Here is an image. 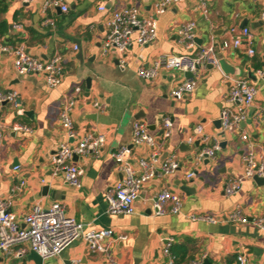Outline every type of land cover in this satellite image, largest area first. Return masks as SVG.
<instances>
[{
  "label": "crops",
  "instance_id": "obj_1",
  "mask_svg": "<svg viewBox=\"0 0 264 264\" xmlns=\"http://www.w3.org/2000/svg\"><path fill=\"white\" fill-rule=\"evenodd\" d=\"M156 1L66 0L69 11L63 12L60 8L43 11L42 0H0V41L22 43L42 60L58 53L65 68L62 84L51 88L43 73L19 74L14 57L0 50V88L19 95L17 103H0V196L10 197L11 210L20 218L37 203L48 206L58 201L83 224L84 231L111 228L116 233L106 241V252H92L80 237L60 255L44 259L43 264H69L75 260L80 264H168L170 256L164 247L169 237L173 238L171 251L178 246L186 252L182 264H200L206 258L211 264H242L238 260L241 255L244 264H264V231L252 222L254 217L264 216V183L244 178L239 192H225L229 179L243 176V154L248 144L241 140L242 131L250 135L254 152L264 155V76L258 74V70H264V0H206L207 12L196 0L171 5L158 16L156 39L147 45L133 41L126 55L127 65L121 68L118 51H102L109 19L125 5L138 7L144 15L152 14ZM100 4L106 8L100 10ZM48 17L55 25L45 24ZM189 20L197 22L193 48H187L178 34L179 26ZM246 20L254 34L251 47L255 54H248L246 44L223 49V42L236 36L231 28H240ZM16 24H22V29ZM211 41L236 73L225 71L221 65L201 67L194 91L182 99L174 98L171 90L185 81L187 72L162 70L153 79L137 73L139 66L150 64L162 53L196 52ZM238 78L249 79L258 92L248 118L237 130L223 131L220 113L233 107L228 97ZM76 86L82 88L72 114L77 129L80 133L106 135L99 155L89 153L74 159L83 170L80 187L71 185L63 173L55 172L52 163L61 142L77 141L68 137L59 117L65 94ZM96 101L106 104V109L98 110ZM165 118L172 121L168 136ZM137 119L147 124L155 138L161 153L157 168L171 155H176L180 165L169 174L159 170L144 183L135 213L110 214L106 194L124 176L112 153L122 145L130 146L128 161L139 172V159L153 150L145 143L133 144V123ZM14 123L29 126L32 131H14ZM199 125L208 137L206 142L195 134ZM216 143L215 157L207 165L199 161V151ZM191 172L194 175L189 177ZM23 180L25 187L17 189ZM183 186L190 187L189 191ZM163 188L182 197L179 214H155L153 199ZM237 207L248 222L208 223L189 217L190 213L204 212L221 219ZM117 235L127 238L117 239ZM17 248L11 254H0V264H37L29 258L31 250L19 257L15 254Z\"/></svg>",
  "mask_w": 264,
  "mask_h": 264
},
{
  "label": "built area",
  "instance_id": "obj_2",
  "mask_svg": "<svg viewBox=\"0 0 264 264\" xmlns=\"http://www.w3.org/2000/svg\"><path fill=\"white\" fill-rule=\"evenodd\" d=\"M31 2L33 0H23ZM187 0H157L154 5V12L149 15L141 13L140 9L134 5H125L116 9L108 21V32L102 43V51L106 54L115 50L121 54L118 58V65L125 68L127 65V52L133 41L139 45L152 43L158 32V16L165 13L167 9L174 4ZM207 12L206 0H196ZM50 8H60L63 12L69 11V5L66 0H42V9L46 11ZM104 4L99 5L100 10H104ZM45 24L55 25L52 18L48 17ZM17 29H22V24H16ZM231 31L236 34L232 41H224L222 48L231 46L237 48L246 44L248 54L254 55L255 49L251 47L254 34L250 27L233 26ZM180 39L187 48H193L197 38V22L189 20L182 23L178 28ZM0 50L7 52L14 57V65L19 74L43 73L46 83L51 88H57L62 84L65 74L62 56L58 53L48 60H42L33 56L26 46L22 43L17 45L4 44L0 41ZM218 49L216 44L211 41L208 44L201 45L196 52L183 54L162 53L158 55L150 64H144L138 67L137 73L144 79H153L159 75L162 70H179L191 72L185 81L171 90L174 98L182 99L192 93L197 85L201 67L215 66L219 67ZM260 76H264V70H258ZM82 92L80 86H76L72 92L65 94L64 102L61 107L59 117L69 138L76 142H61L52 156V163L55 172H61L65 175L67 181L75 186H81V176L83 170L76 164L74 157L93 153L99 155L106 142V135L101 132L85 131L80 133L73 119V110L76 106L78 95ZM258 92L257 86L249 79L238 78L232 86L228 101L233 105L231 108H225L220 113V121L223 131H235L240 123L248 118L249 108L253 105ZM18 93L16 91H3L0 88V103L11 101L17 103ZM94 106L101 111L106 109V104L96 101ZM172 121L165 118V136L170 134ZM14 131L25 130L32 131L31 127L14 123ZM195 134L201 135L203 141L208 137L203 134V129L199 125L195 129ZM3 124L0 122V141L2 139ZM241 140L248 144V150L243 154L244 172L243 176L231 178L226 182L225 192L232 195L239 192L243 187L244 178L254 179L255 176L264 177V155H257L254 152L250 141V135L247 132H241ZM193 141V137L189 139ZM148 144L152 147V152L148 157L139 159L142 170L135 171L129 161L128 154L131 151L130 146L122 145L112 153L113 157L119 163L120 170L124 173L121 180L110 188L106 194L107 211L114 215L133 214L136 211V201L140 197L144 183L151 179L159 170L164 174L173 173L178 167L179 162L176 155H171L161 161L160 168L156 163L159 161L160 151L156 148L155 138L150 133L148 126L140 119L133 123V144ZM214 147H204L199 151L197 158L199 161L215 157ZM15 169L19 165L14 166ZM194 172L189 173V177ZM25 180L21 181L17 189L25 187ZM15 189H12L14 193ZM183 199L175 191L169 188H163L153 199L154 212L162 215L167 212L179 214L182 211ZM193 221L208 223L218 222H242L249 221L240 207L235 208L227 215L218 219L204 212H193L189 214ZM252 222L264 231V216L254 217ZM116 233L111 228L83 230V224L70 216L66 207L54 201L45 206L37 203L32 210L23 217H19L11 210L10 197L0 196V254H11L13 249L18 246L15 254L19 257L26 255L29 250H34L42 258L48 259L60 255L63 250L73 243L76 239L84 238L92 252H106L109 247L106 241L115 237ZM126 235H117V239H126ZM28 242V245H24ZM173 238L169 237L166 241L164 252L170 256L168 264H175L176 256L171 251ZM238 260L244 264L243 255ZM69 264H80L75 260ZM199 264V263H193Z\"/></svg>",
  "mask_w": 264,
  "mask_h": 264
},
{
  "label": "water",
  "instance_id": "obj_3",
  "mask_svg": "<svg viewBox=\"0 0 264 264\" xmlns=\"http://www.w3.org/2000/svg\"><path fill=\"white\" fill-rule=\"evenodd\" d=\"M247 25V20L244 21V23L241 25V27H244ZM218 56V60H219V63L221 65V67L227 71V72H231V73H236L235 71V67L229 62L227 61L226 59H224L221 55V53L219 52L217 54ZM187 75L188 76H191L192 73L191 72H187ZM88 82H89V79H88ZM139 117V116H137ZM220 122V121H218ZM78 156L76 155L74 157V159H77ZM204 163L207 165L209 163V158L205 159L204 160ZM254 179L258 182V183H264V177H258V176H255ZM47 186L44 187V191L47 190ZM189 188L188 186H183L182 189L185 190V191H189ZM29 258L30 259H34L36 261L37 264H43V258L37 253L35 252L34 250H31L30 253H29ZM0 261H3V258L0 257ZM200 264H211L210 260L208 258L204 259L203 262H201Z\"/></svg>",
  "mask_w": 264,
  "mask_h": 264
},
{
  "label": "trees",
  "instance_id": "obj_4",
  "mask_svg": "<svg viewBox=\"0 0 264 264\" xmlns=\"http://www.w3.org/2000/svg\"><path fill=\"white\" fill-rule=\"evenodd\" d=\"M0 27H1V24H0ZM172 252L176 256L175 264H182L186 260V252L184 250H182V248H180L178 246H173ZM182 252H183V254H182Z\"/></svg>",
  "mask_w": 264,
  "mask_h": 264
}]
</instances>
